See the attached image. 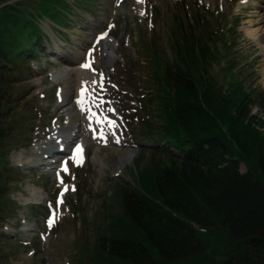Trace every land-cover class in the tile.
Wrapping results in <instances>:
<instances>
[{
	"label": "rangeland",
	"instance_id": "374dc122",
	"mask_svg": "<svg viewBox=\"0 0 264 264\" xmlns=\"http://www.w3.org/2000/svg\"><path fill=\"white\" fill-rule=\"evenodd\" d=\"M10 2L13 3L0 0V9ZM38 2L24 1L20 7L32 9ZM114 2L85 0L79 7L70 4L64 18H70L72 24L65 25V29L52 18L42 19L51 38L42 41L45 51H37L21 67L17 77L20 92L12 108H7L4 120L7 134L0 147L2 186L6 192L0 200V225L5 233L0 238V264H88L90 253L104 241L101 237L108 236L107 218L124 213L123 189L138 182L142 171L151 170L155 162L163 159L150 147L135 144L151 143L148 138L166 136L162 104L166 94L159 86V75L163 74L165 63H184L181 56L187 51V45L192 44V38L199 39L198 48L207 43V60L200 61L196 73L212 77L217 88L226 92L231 85L233 89L237 81L241 82L247 91L256 95L250 114L264 122V106L259 105L264 97V0H145L143 8L139 2L129 0V11L124 12L126 5H122L118 12L123 14L113 18L115 60L106 64L102 50L98 49L92 60L97 76L110 72L108 84L103 80L105 93L126 118L128 146L102 147V161H96L95 147L89 143L85 165H71L65 176L70 185L59 204L60 225L47 240L41 241L36 234L29 244H23L14 233H28L22 230L26 227L24 217L35 230H43L45 201L50 199L55 203L59 192L60 183L54 175L43 174L29 165L34 146L46 138L51 127L64 123L63 112L71 106L68 103L71 90H66V106L56 103L51 74L56 70L70 73L67 66L51 61L55 58L51 52L55 50V43L63 41L69 49L78 47L84 53L81 46L88 47L92 36L106 27ZM64 52L66 57L69 52ZM188 55L184 54L186 60ZM39 93H45L46 97ZM102 96L103 101L108 100ZM126 152L134 153L133 157L124 162V170L116 175L115 159ZM240 168L246 171L243 163ZM38 200L42 204H36Z\"/></svg>",
	"mask_w": 264,
	"mask_h": 264
},
{
	"label": "trees",
	"instance_id": "16d2710c",
	"mask_svg": "<svg viewBox=\"0 0 264 264\" xmlns=\"http://www.w3.org/2000/svg\"><path fill=\"white\" fill-rule=\"evenodd\" d=\"M46 1L57 12L54 1L64 0ZM35 17L17 4L0 9V146L10 68L41 33ZM198 41L183 64L162 65L163 159L125 192L124 213L108 219L88 264H264V122L250 114L256 95L241 82L226 92L196 73L207 60ZM2 177L0 169V200Z\"/></svg>",
	"mask_w": 264,
	"mask_h": 264
},
{
	"label": "bare ground",
	"instance_id": "6f19581e",
	"mask_svg": "<svg viewBox=\"0 0 264 264\" xmlns=\"http://www.w3.org/2000/svg\"><path fill=\"white\" fill-rule=\"evenodd\" d=\"M118 8H120V7H116L117 11H118ZM112 9H113V6H112ZM114 9H115V7H114ZM112 41L113 40H111V39L105 40L104 44H103L104 53H105V56L107 57L109 62H111L112 60L115 59V51H114L113 46H112V44H113ZM78 46H79V44H78ZM62 48H63L62 50L69 52L66 57L65 56L62 57V61L63 60L75 61L76 64L73 65L74 66L73 71L77 70V72L75 74L70 75V74L65 73L63 70H59L58 72L55 73V75H56V77L58 76L60 79H62V81L66 84V90L67 91L72 90L74 88L77 91V89H80L84 85L85 79L89 78V74H90L89 71H86L83 68L78 69V67H79L78 65L80 64V62L85 57V55H84L85 52L83 53L80 50V48H78V47H77V49L71 48V47L69 49L68 46H66V47L64 46ZM62 50H60V51H62ZM73 112L68 117L69 126L71 128L74 127V122H75V120H74L75 113H73ZM116 149H118V148H116ZM102 152H103V150H102L101 146L95 147L94 159L96 161H99V160L102 161V156H103ZM133 154L134 153H132V152H126L125 154H118L116 159H115V162L113 164V171H115V172L118 170L121 171L122 167L124 165V162L127 160H130L133 157Z\"/></svg>",
	"mask_w": 264,
	"mask_h": 264
},
{
	"label": "snow or ice",
	"instance_id": "6c2138e0",
	"mask_svg": "<svg viewBox=\"0 0 264 264\" xmlns=\"http://www.w3.org/2000/svg\"><path fill=\"white\" fill-rule=\"evenodd\" d=\"M142 2H143V0H141V3H142ZM102 35H107V33H104V34H102ZM82 67H84V68H89V69H90V68H91V64H90L89 62H85V63L82 64ZM92 70H94V69H92ZM87 94H88V93H87V90H85V89H82V90H81V96H82V97L85 96V95H87ZM80 103H81V106H83V100H81ZM110 123H111V121H110ZM81 153H82V148H81L79 145H77V147H76V155L73 156V159L76 160L77 163H79V162L82 161ZM64 170H65V171L68 170V169H67V164H66V163H65ZM52 222H53L52 220H49V221H48L49 227H51Z\"/></svg>",
	"mask_w": 264,
	"mask_h": 264
}]
</instances>
